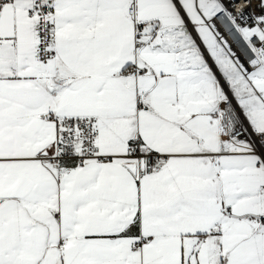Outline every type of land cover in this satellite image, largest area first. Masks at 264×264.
Wrapping results in <instances>:
<instances>
[{"label":"snow or ice","instance_id":"1","mask_svg":"<svg viewBox=\"0 0 264 264\" xmlns=\"http://www.w3.org/2000/svg\"><path fill=\"white\" fill-rule=\"evenodd\" d=\"M0 264H264V0H0Z\"/></svg>","mask_w":264,"mask_h":264},{"label":"built area","instance_id":"2","mask_svg":"<svg viewBox=\"0 0 264 264\" xmlns=\"http://www.w3.org/2000/svg\"><path fill=\"white\" fill-rule=\"evenodd\" d=\"M220 26H221L222 31H225V32L227 33L228 38H229L230 40H231V39H234V37L232 36V34L227 32V27H228V26H227V22H226V21L221 20V21H220ZM234 46L238 49V51L243 52V49H242V47H241L240 45H234ZM242 58L247 59V56L244 55Z\"/></svg>","mask_w":264,"mask_h":264}]
</instances>
